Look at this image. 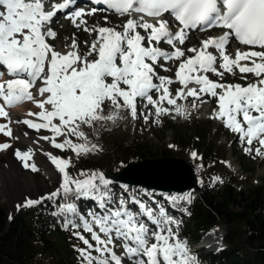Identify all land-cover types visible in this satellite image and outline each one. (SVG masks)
<instances>
[{
	"label": "snow or ice",
	"instance_id": "6c2138e0",
	"mask_svg": "<svg viewBox=\"0 0 264 264\" xmlns=\"http://www.w3.org/2000/svg\"><path fill=\"white\" fill-rule=\"evenodd\" d=\"M75 2H53L46 10L45 0H0V65L14 77L0 79V118L9 120L8 108L30 102L39 111L29 110L28 118L17 122L37 132L51 133L40 139L53 148L80 155L98 148L95 144L89 146L83 126L115 121L120 109L129 110L135 119L138 100L151 105L159 117L171 111L185 115L186 109L178 101L191 97L192 106L196 107V101L206 103L202 97L207 96L217 102L212 118L221 119L225 127L238 134L240 141L247 145L244 152H252L253 143L258 142L255 153L264 155V0H92L93 4L106 5L116 14L129 18L123 22L122 31L104 26L89 28L83 17L104 9L91 7L87 11L82 8L72 11L68 18L75 27L83 26L86 33H96L84 56L79 54L75 37L69 50L61 52L46 40L55 38L56 33L51 27L43 30L58 13ZM165 13H170L178 22L175 32L170 30L169 22L162 19ZM146 17L154 22H149ZM107 19L105 16L106 22ZM197 28L200 31L214 28L224 31L219 36L202 39L199 48L189 47L187 52L193 55H186L177 43L184 45L188 30ZM138 29L146 35H141ZM230 38L248 46V50L237 48L233 56L228 51ZM161 42L171 46L172 50L156 46ZM209 49H214L216 54ZM93 54L96 58L89 60ZM160 60L179 61L175 79L158 75L157 67L169 71ZM237 71L242 80L252 74L255 82L246 85L222 83L208 75L211 73L222 79L225 73L235 76ZM108 78H111L110 83ZM156 80L159 83L154 82ZM174 83L181 87L173 94L170 85ZM190 84L196 87H189ZM153 91L158 94L155 99L151 95ZM106 103L113 108L107 115L104 114ZM165 104L171 107H165ZM144 119L147 121L148 115ZM0 134L12 137L8 123H0ZM60 137L63 140L58 142ZM73 138L83 142H74ZM9 147V143H0V150ZM31 154L32 149L15 153L22 161L30 160ZM44 154L62 176L59 188L40 200H28L23 206L30 207L73 191L78 196L95 200L100 211L89 212L90 219L80 216L84 232L90 234L95 244L79 231L73 233L85 245L78 249L82 264H124V258L131 264H198L186 243L179 239L178 232L171 227L176 225L178 228L179 221L168 216L162 206L157 205L159 211L154 214L151 207L133 198L131 203L138 206L139 213L128 208L123 199L118 207H109L105 202L110 201L109 193L101 188L108 189L111 182L104 174L81 171L79 176L84 178H74L67 171L71 166L70 159ZM191 156L197 158V153L192 152ZM24 166L37 170L34 164L25 163ZM213 179L218 181L219 177ZM167 199L190 203L192 195H173ZM61 207L75 211L72 205ZM142 217L155 225V230L150 229ZM115 240L121 241L122 256L114 251ZM93 252L98 255L93 256Z\"/></svg>",
	"mask_w": 264,
	"mask_h": 264
},
{
	"label": "rangeland",
	"instance_id": "374dc122",
	"mask_svg": "<svg viewBox=\"0 0 264 264\" xmlns=\"http://www.w3.org/2000/svg\"><path fill=\"white\" fill-rule=\"evenodd\" d=\"M102 16L105 17L106 15L102 14ZM113 16L115 17L116 15ZM118 17L119 16H116V18ZM54 24L58 33L57 37L52 41L53 46L57 47L58 42L60 44H64L67 42V45H71L73 36L78 39V44L80 46H83L86 43L87 40L83 39V36L80 35L79 28L75 27L73 23L63 20H56ZM116 24L119 23L116 22ZM119 25L122 26V24ZM110 27L114 28L113 26ZM138 31H140L141 35H144L142 30L138 29ZM78 32L79 34H77ZM202 39L206 38L200 37L198 43ZM171 50L172 49L167 48V51ZM87 52L88 49H84V55H86ZM212 52L216 54L215 51ZM95 58L96 57L94 54V56H92V58H90L89 60ZM178 63L179 61L172 60L167 64L166 62H164V60H162L161 64H163L165 68H168L169 71H164L160 67H157L156 71L160 72L162 76H167L174 79V73ZM209 78L216 81L215 78ZM255 80L256 78L251 74H247V79L242 80L241 74L237 72L235 76L225 73L222 79V81H224L223 83H240L242 85L255 82ZM154 82L159 83L158 80ZM176 86L179 88L181 87L179 83H176ZM189 87H196V85ZM171 91L173 92V89H171ZM174 93L175 91L173 92V94ZM205 101L207 102L198 104L196 102V107L192 106L193 100L178 101V104H183V106L185 107V115L167 114L161 115L159 117L155 115L154 117V115L151 114L150 120L153 117L154 118L147 124H145L144 116L149 114V110L146 109L144 113L142 107L146 105V102L141 101V107H138L139 113L142 114L143 112L141 120L142 123L140 122L141 124H136V118H132V116L129 114V110L120 109L118 117L115 119V121H100L96 122L93 127H82V130L86 133L87 139L89 141V146L91 144H95L98 146L97 150L80 155H75L70 150L61 151L59 149H56V152L60 155L61 158H68L71 160L70 174L74 178H81L79 176V173L81 171H85L84 168L88 166L89 162H94L98 165L99 173L104 174V171H110L112 173L118 172L127 163L137 161L133 158H127V153L137 155L138 151H140L142 158L176 157L183 159L192 168L196 177L198 188L203 187L211 191H217L230 177H237L243 180L250 176L249 174L245 173L246 169L253 170V174L250 176L252 178L250 183L253 186L260 185L262 181H264V155H256L255 153V148L259 146L258 142H255L256 145H252V152L245 153L244 147H246L247 145L240 141L238 135L235 136V133L233 134L231 130L225 127L221 119L212 118L213 109L217 108L216 99L207 97ZM111 111H113L111 104L106 103L104 106V114L107 115ZM126 112H128V115L126 114ZM197 121L206 126L209 124V122H211V126H209V131L211 132V134L209 135V139L212 140L210 148L212 150L217 149L219 154L224 153L225 159L223 162L227 163L216 162V157H214L211 161L208 158L203 160L199 153H197V158H193L191 156V153L194 151L189 150L187 147H176L173 145V134L170 130L167 129L169 125H174V127L180 132V134H184L189 129L194 131L197 128ZM62 140L60 139V141ZM74 142L80 143L83 141L76 140ZM213 142L215 144H213ZM129 143H132L133 147L127 148L126 144ZM147 148H150L154 155L146 154V152H149V150L146 151ZM29 172L35 178H42L45 184L48 186V191L53 192L59 188V184L53 181L51 177H43L41 169L37 168L36 171L30 169ZM214 177H219V180L214 181ZM105 178L109 180V178H107L106 176ZM109 181L111 182L109 184V187L111 185H116L115 188L119 189L116 193L119 196L123 194L131 196L137 190L149 195H151L153 192L160 193L163 196H168V194L181 196L187 193H190L192 195L195 191L191 189L182 193L166 192L149 189L144 186H133L127 183H115L111 180ZM118 185H120V188L118 187ZM33 189L36 191L35 186ZM152 196L153 200L157 199L156 196ZM121 199L123 198H120V200ZM135 199L139 201L137 196L135 197ZM125 201L126 200H124V202ZM180 201L182 202V205L179 206V215H170V217H172L174 220L179 221V227L177 228L176 225L171 227L173 228V231L178 232V237L181 241L187 242L190 241V237L185 235H182V237H180L179 234L180 232L185 231L184 229L188 222L190 203L183 200ZM9 202V199L4 198L0 192V206L6 209L7 216L9 218H13L16 214L22 213L24 214L25 223L31 226L34 249L31 252V259L28 264H59L62 259V256L57 253L56 249V245H61L62 243V240H59V236L65 239L67 243H70V246L67 247V250L64 252L65 257L63 262L65 264H82V258L80 257V253L78 251V243L82 241L79 240L78 237L71 232H65V230H63L61 226L56 227L50 224L51 220L53 219V215L47 211V208L53 202L52 199H46L30 207L23 206L20 208L19 206L18 208L14 209V213H12L11 215L9 213ZM35 225L42 226V231L45 229V225H48V228H51V230L47 228V230L45 229L43 231V234L47 235L49 239H51V243L48 242L45 246H43L42 243L36 240L38 234L35 231ZM38 229H41V227ZM58 230H61L65 233H59ZM211 233H217L219 237H221L215 247H202L201 249H197V246L187 247L189 253L192 256H195L198 264H205L202 261V255L208 252L218 253L224 247V230L222 228L215 229L209 232L207 236H209Z\"/></svg>",
	"mask_w": 264,
	"mask_h": 264
},
{
	"label": "trees",
	"instance_id": "16d2710c",
	"mask_svg": "<svg viewBox=\"0 0 264 264\" xmlns=\"http://www.w3.org/2000/svg\"><path fill=\"white\" fill-rule=\"evenodd\" d=\"M209 126L211 122L206 126L197 121V128L194 131L189 129L184 134H180L174 125H169L167 129L173 134L174 146L187 147L199 153L203 160L208 158L211 161L216 157L215 161L222 163L224 153L219 154L217 149L210 148L212 140L209 139ZM126 147L131 148L133 145L129 143ZM148 150L147 148L146 151ZM126 157L142 159L140 151L137 155L127 153ZM84 170L92 173L97 172L99 167L96 163L89 162ZM245 173L251 176L253 170L246 169ZM250 176L243 180L230 177L217 191L202 187L193 192L188 222L184 229L185 236L197 240L216 228H222L225 232L224 248L219 253L202 255L205 264H264V181L253 186ZM35 228L37 241L43 246L51 243V239L43 234L47 225L43 231L40 225H35ZM59 237L62 240L61 245H56L57 253L62 256L59 264H65L64 252L70 243ZM33 249L31 226L25 223L24 214L18 213L9 219L6 209L0 206V264H28Z\"/></svg>",
	"mask_w": 264,
	"mask_h": 264
},
{
	"label": "bare ground",
	"instance_id": "6f19581e",
	"mask_svg": "<svg viewBox=\"0 0 264 264\" xmlns=\"http://www.w3.org/2000/svg\"><path fill=\"white\" fill-rule=\"evenodd\" d=\"M74 5H71L67 11H71V9L74 11ZM102 14L106 15L108 17L107 22L104 20V17ZM87 21V26L89 28H92L93 26H104V27H110L113 26L117 31L122 30V26L119 24H122V20H125V16H121L119 18L114 17L111 14L107 13H101L97 12L93 16H85L83 17ZM118 22L119 24H116ZM80 35L83 36V39H86L87 43H85L83 46L78 47L79 54L81 56H84V49H88L89 46L91 45L92 41L96 38V33H86L83 31V26L81 29L79 28ZM79 32L77 34H79ZM76 34V35H77ZM80 36V37H81ZM74 37V36H73ZM76 39V38H75ZM78 42V39H76ZM81 40V39H80ZM191 43L194 44L198 42L195 32L192 33V35H189L187 37L186 43ZM67 43V42H66ZM66 43L60 44L58 42L57 47L51 46L61 52H67L69 50V45ZM185 43V44H186ZM55 44V43H54ZM200 44V43H199ZM179 44L177 43V46ZM182 46V45H180ZM232 50L231 46H228V51L230 52ZM186 55H193L192 53H188L187 49L185 48ZM94 56V54L92 55ZM92 56H89L88 59L92 58ZM172 60H170L171 62ZM211 78H215L213 74H209ZM9 76L7 74V70L2 69L0 67V79H7ZM111 78H108V81ZM174 84L170 85V90L172 89V86ZM153 98L155 99L157 97V93L153 91L151 93ZM207 96L202 97L203 100H206ZM193 100V98L189 97L187 98L186 101ZM197 104L200 103V101H196ZM110 104V103H109ZM141 101L138 100V107H141ZM105 106V105H104ZM167 107L168 105H164ZM171 107V106H168ZM138 108V109H139ZM144 113L146 109L149 110L148 114V120L145 121V124L150 122L154 117V109L150 105H145L142 107ZM9 112V120H4L3 118H0V123H8L9 127L12 129V137H6L2 134H0V143H9L11 147L5 150H0V192L4 198L9 199V213L12 214L14 213V209L18 208L20 206L23 207L25 205L26 201L28 200H40L42 196H47L48 194L52 193V191H48V186L45 184L42 178H35L29 170L32 169L31 167H25L24 164L28 163L29 165L34 164L36 169L39 168L42 170V175L45 178H52L53 181L57 182L59 185L62 180L61 174L57 171L55 166L51 163L49 160L48 156L45 155L44 153H51L52 155H55L57 157H60V155L56 152V149L53 148L47 141L41 140V136L45 135H51V133L45 131V130H40L39 132L28 128L26 125L23 123H18L17 121H22L26 117V113L31 110V111H39L32 103L30 102H25L21 105H17L11 108L7 109ZM154 115V117L150 120V115ZM128 115V112H126ZM175 114L174 111L170 112V115ZM142 114L139 113L136 118V124H141L142 120ZM34 119V118H32ZM141 122V123H140ZM44 131V132H43ZM234 134V132H232ZM235 136L238 134H234ZM238 138V137H236ZM62 140L63 137L58 138V142ZM74 141L75 138H73ZM255 144V142L253 143ZM256 145V144H255ZM28 149H32V154H31V159L27 161H22L17 156L15 155L16 151L19 150L21 152L27 151ZM151 151V149L149 148ZM40 152V153H39ZM39 153V154H38ZM148 155H154L153 152L146 153ZM41 166V167H40ZM71 167V166H70ZM70 167L67 169L68 173L70 174ZM26 170V171H25ZM234 172V171H233ZM71 175V174H70ZM54 182V183H55ZM56 184V183H55ZM34 186L36 187V191L33 189ZM120 185H118L119 187ZM116 185H111L108 187V189L101 188V191H107L110 196V201H105L108 205L113 204L114 206H119V195H117V190L118 188H115ZM120 188V187H119ZM152 195L156 196L157 199L159 200L158 202L152 199ZM141 198L143 200L142 203H144L146 206L151 207L154 210V214L159 211L157 208V205L162 206L165 209L166 214L170 215H175L178 216L180 211H179V206L182 205L181 201L177 202H171L167 199V197L173 196L171 194H168V196H163L160 193H152L151 195L147 193L140 192L137 190L133 195H127L123 194L121 198H123L125 201V204L128 208H130L132 211H135L139 213V208L137 205L131 203V200L135 197ZM82 197V196H81ZM56 199V198H55ZM83 200H87L89 204H93L97 206V202L91 198L88 197H82ZM46 200V199H44ZM42 200V201H44ZM54 200V199H52ZM157 203V204H156ZM160 203V204H158ZM145 222H147L148 226L150 229H155V225L151 224L149 220H147L146 217H142ZM174 225H172L173 227ZM214 236V237H213ZM221 239L217 233H211L207 237V243H210L209 247H215L218 243V241ZM214 242V244H213ZM202 246L197 247V249H201ZM124 264H131L130 262L124 261Z\"/></svg>",
	"mask_w": 264,
	"mask_h": 264
},
{
	"label": "water",
	"instance_id": "95a60500",
	"mask_svg": "<svg viewBox=\"0 0 264 264\" xmlns=\"http://www.w3.org/2000/svg\"><path fill=\"white\" fill-rule=\"evenodd\" d=\"M106 175L112 176L115 182L121 181L163 191L181 193L198 188L190 165L175 157L145 158L127 164L118 173L107 172Z\"/></svg>",
	"mask_w": 264,
	"mask_h": 264
}]
</instances>
